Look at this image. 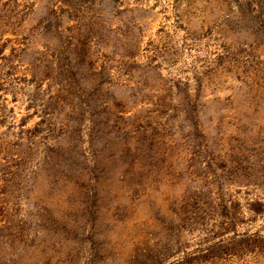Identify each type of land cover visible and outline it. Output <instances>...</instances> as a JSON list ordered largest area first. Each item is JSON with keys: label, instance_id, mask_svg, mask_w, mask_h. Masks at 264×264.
<instances>
[{"label": "rangeland", "instance_id": "rangeland-1", "mask_svg": "<svg viewBox=\"0 0 264 264\" xmlns=\"http://www.w3.org/2000/svg\"><path fill=\"white\" fill-rule=\"evenodd\" d=\"M0 264H264V0H0Z\"/></svg>", "mask_w": 264, "mask_h": 264}]
</instances>
